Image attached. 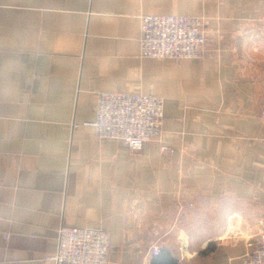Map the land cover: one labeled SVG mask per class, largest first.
Segmentation results:
<instances>
[{
	"label": "crops",
	"instance_id": "0c3cea01",
	"mask_svg": "<svg viewBox=\"0 0 264 264\" xmlns=\"http://www.w3.org/2000/svg\"><path fill=\"white\" fill-rule=\"evenodd\" d=\"M201 18L202 59L139 55L140 16ZM161 97L159 142L100 140L101 92ZM264 0H0V264H52L59 228L110 264H242L264 221ZM161 145L173 149L168 156Z\"/></svg>",
	"mask_w": 264,
	"mask_h": 264
},
{
	"label": "built area",
	"instance_id": "2783aa9c",
	"mask_svg": "<svg viewBox=\"0 0 264 264\" xmlns=\"http://www.w3.org/2000/svg\"><path fill=\"white\" fill-rule=\"evenodd\" d=\"M139 55L155 60H200L208 43L202 19L177 15L140 16ZM161 97L101 92L95 98V121L91 124L100 140L118 141L131 151L159 142L163 124ZM264 104V102H263ZM264 117V109L261 110ZM160 151L172 156V148ZM252 238V251L242 264H264V221ZM159 248L154 246L152 255ZM110 238L100 229L64 228L57 231V250L49 258L52 264H110Z\"/></svg>",
	"mask_w": 264,
	"mask_h": 264
},
{
	"label": "trees",
	"instance_id": "16d2710c",
	"mask_svg": "<svg viewBox=\"0 0 264 264\" xmlns=\"http://www.w3.org/2000/svg\"><path fill=\"white\" fill-rule=\"evenodd\" d=\"M151 264H177V260L166 249H159L157 255H154Z\"/></svg>",
	"mask_w": 264,
	"mask_h": 264
},
{
	"label": "rangeland",
	"instance_id": "374dc122",
	"mask_svg": "<svg viewBox=\"0 0 264 264\" xmlns=\"http://www.w3.org/2000/svg\"><path fill=\"white\" fill-rule=\"evenodd\" d=\"M169 15H172V14H169ZM150 16H152V15H150ZM158 16H160V15H158ZM177 16H179V15H177ZM185 17H190V16H185ZM194 18H197V17H194ZM198 19H201V18H198ZM203 24H204V22H203ZM204 26H205V24H204ZM205 31H206V35H207V30H206V27H205ZM207 40H208V36H207ZM208 44V43H207ZM193 60H195V59H193ZM161 61H163V60H161ZM182 61V60H181ZM262 110V109H261ZM262 115V114H261ZM259 230H261V226H260V224L257 222L256 224H255V231H256V233L259 231Z\"/></svg>",
	"mask_w": 264,
	"mask_h": 264
}]
</instances>
